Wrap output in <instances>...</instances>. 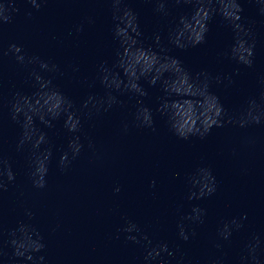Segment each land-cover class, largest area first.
<instances>
[{
    "label": "clouds",
    "instance_id": "9594fccd",
    "mask_svg": "<svg viewBox=\"0 0 264 264\" xmlns=\"http://www.w3.org/2000/svg\"><path fill=\"white\" fill-rule=\"evenodd\" d=\"M179 2V0H178ZM186 2H193L198 5L194 12L190 15H184L180 17L179 26L176 32V39L174 43L177 47L183 48L184 45L181 44V38L187 36V39L191 41L193 47L203 44L205 42L206 33L208 32V22L213 18V14L218 13L223 20L230 22L232 27L237 33L239 38L236 39V43L233 46V53L238 62H242L245 65H251L252 61L249 59L253 55V46L248 45L246 40L239 36L243 33L245 36L248 35L247 30L241 23L240 13L243 12V8L238 0H229V3L225 4L224 0H186ZM34 8L37 10L40 8V4L37 0H28ZM119 3V0H116ZM219 5V7H213V4ZM160 9H163V4H160ZM19 12V8L16 7V0H0V26L4 23H10L13 19L12 14ZM31 15V12L28 13ZM120 23L115 27L116 35L121 37V43L124 45L123 54L121 56V67L124 69L125 75L129 77V83L125 85L126 88L139 93L141 96L146 95L144 90L137 83L140 76H151L149 83L154 85L165 72H171L172 78L164 80V90L169 95L175 96L176 99L171 101H165L163 108L168 110V117L171 124V128L174 133L187 140L190 136L199 135L203 138L206 134L210 132L213 127H222L225 121L223 116L225 109L220 103L219 97L215 94L208 92L207 85L205 84L201 87L195 80L192 79L190 73L183 67L181 61L178 58L172 57H161L149 50H146L142 46L137 47L138 41L129 33H135L139 36L138 25L136 23V16L130 9H126L123 15L118 17ZM123 25V26H121ZM159 40V37H157ZM8 51L16 54V59L20 63L25 62L24 55L20 54L22 49L16 44H10ZM140 53L139 56L136 54ZM7 53H5L6 55ZM38 57H34L28 62L31 63L38 60ZM41 68H47L46 63L41 62ZM54 67V66H53ZM139 73V75H138ZM35 80L39 83L40 91H38L35 96V102H30V98L23 96L20 97L12 105L13 119L15 120L21 112H24L25 123L23 125L24 133L20 143H24V140H31L32 134L35 131L33 128V116L29 113H34L39 115V119L45 123L49 124V121L45 120V112L52 114L53 117L58 116L62 111L67 115L66 126L70 132H75L78 130L79 118L75 116L73 112L69 109L72 107L71 103L65 106V98L58 91H46L47 85L50 81H44L40 75H35ZM107 80V77L104 78ZM112 83L117 89L120 88L122 81L116 78L113 79ZM49 97H55L57 103L52 105L48 102ZM92 98L89 97V100ZM22 101V103H21ZM43 101V103H41ZM38 106V107H37ZM25 108L27 111H25ZM142 113V123L151 127L152 119L149 109H141ZM251 120L259 123V117L252 115L251 112L248 113ZM228 122H231L230 120ZM241 126L244 125V121H240ZM79 137L69 143V148L72 150L73 158L78 155L81 151L82 145L78 142ZM45 141V135L43 133L39 134L35 139L33 148H38L41 143ZM51 156L50 151H46L41 155L34 156V170L31 175L34 177L33 183L38 188H43L45 186V176L47 174V161ZM6 166V175L9 181L14 179V174L11 171L10 166L7 165V161L3 162ZM70 163L68 160V154L65 152L60 158V164L62 166H67ZM203 176L199 181L201 187L200 192L192 193L189 199L193 196L203 197L205 195H211L215 191L214 181L215 178L211 175L210 171L207 169H201ZM3 173H0L2 175ZM197 183V181H193ZM5 187L2 182H0V188ZM119 191V188L116 189ZM194 211H199L194 209ZM187 219H192V217H186ZM198 218V217H197ZM235 223V221H233ZM239 227V225H237ZM138 231L135 224H129L128 227L124 229L125 232L131 233L132 231ZM24 232V228H21ZM225 238L230 235L228 231V225L224 226V230L221 233ZM179 235L185 241L188 240V235L185 233L183 226H180ZM130 240L136 241L135 236H128ZM147 239V237H145ZM139 242V241H136ZM28 246L33 250L38 251L43 247L42 244L35 243L28 240ZM149 243H151L149 241ZM13 245H16V255L24 256L25 252L20 251V249L26 248L25 242L18 243L16 240L12 241ZM252 251L255 250V246H252ZM162 253H167L169 256L172 255L168 250L166 243H161L157 246L151 247L147 250L144 256L145 264H149L151 260H155L161 256ZM29 260L32 256L27 257ZM43 260V257L39 258ZM255 260L256 257L253 256Z\"/></svg>",
    "mask_w": 264,
    "mask_h": 264
}]
</instances>
